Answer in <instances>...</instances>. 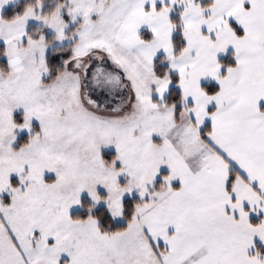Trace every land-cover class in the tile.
<instances>
[{
	"label": "snow or ice",
	"instance_id": "1",
	"mask_svg": "<svg viewBox=\"0 0 264 264\" xmlns=\"http://www.w3.org/2000/svg\"><path fill=\"white\" fill-rule=\"evenodd\" d=\"M0 264H264V0H0Z\"/></svg>",
	"mask_w": 264,
	"mask_h": 264
}]
</instances>
